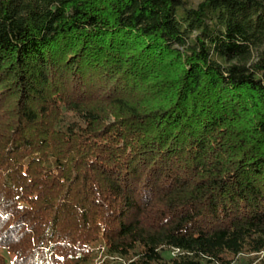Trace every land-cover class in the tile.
Returning <instances> with one entry per match:
<instances>
[{
    "label": "trees",
    "instance_id": "obj_1",
    "mask_svg": "<svg viewBox=\"0 0 264 264\" xmlns=\"http://www.w3.org/2000/svg\"><path fill=\"white\" fill-rule=\"evenodd\" d=\"M3 251L264 260V0H0Z\"/></svg>",
    "mask_w": 264,
    "mask_h": 264
},
{
    "label": "rangeland",
    "instance_id": "obj_2",
    "mask_svg": "<svg viewBox=\"0 0 264 264\" xmlns=\"http://www.w3.org/2000/svg\"><path fill=\"white\" fill-rule=\"evenodd\" d=\"M189 4V6H192V7H195L197 6L200 2H202V0H186ZM3 254L5 255L6 259H7V262L8 264H11V258L9 257V254L6 252V251H3ZM168 255H172V253H169ZM263 256V254H261ZM262 256L260 257L259 260L262 259ZM101 257V255H100ZM99 257V259L96 261V264H100V262L103 260ZM253 255H248V254H245V255H241L237 261L235 262V264H249V262L251 260H253ZM264 259V258H263ZM259 260H255V262L253 264H264V260L262 261H259Z\"/></svg>",
    "mask_w": 264,
    "mask_h": 264
}]
</instances>
